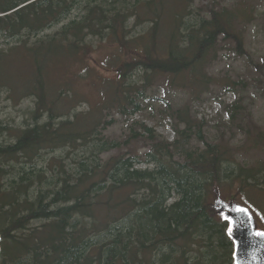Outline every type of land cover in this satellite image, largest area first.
I'll return each instance as SVG.
<instances>
[{
  "label": "trees",
  "instance_id": "obj_1",
  "mask_svg": "<svg viewBox=\"0 0 264 264\" xmlns=\"http://www.w3.org/2000/svg\"><path fill=\"white\" fill-rule=\"evenodd\" d=\"M195 3L0 0V39L24 49L29 60L35 54L38 82L94 40L139 49V57L121 66L119 80L108 79L111 96L96 110L135 120L123 143L105 137L104 119L82 126L88 114L69 107L60 115L51 101L46 108L38 88L29 96L34 124L8 145L2 140L12 128L0 121V264H233L227 224L211 208L215 189H236L232 199L261 212L249 196L264 202V163L241 162L229 142L209 141L207 122L194 107L173 101L213 84L208 69L228 44L249 56L243 34L250 18L247 7L213 1L203 10ZM161 78L169 82L167 100L158 97ZM147 109L162 117L173 140L133 118ZM223 110L236 122L243 107ZM139 141L144 155L119 153ZM254 141L263 143L264 132ZM51 154L49 167L42 166Z\"/></svg>",
  "mask_w": 264,
  "mask_h": 264
},
{
  "label": "rangeland",
  "instance_id": "obj_2",
  "mask_svg": "<svg viewBox=\"0 0 264 264\" xmlns=\"http://www.w3.org/2000/svg\"><path fill=\"white\" fill-rule=\"evenodd\" d=\"M213 1H219L228 7H247L250 23L245 27L243 43L249 56L236 53L233 44H228L229 49L220 54L221 59L208 69L209 74L214 77L213 84L204 88L197 86L193 94L187 91V94L180 93L173 102L177 106L188 104L194 107L198 119L207 122L206 135L209 141L229 142L235 149H239L237 155L241 162L251 165L259 161L264 163V142L254 141L258 131L264 132V0H196V9L205 10ZM251 7H253L252 11ZM53 32L55 31L51 33ZM0 52V121L12 128V134H5L2 140L4 144L13 142L20 128L34 124L35 115L30 112L35 108V99L29 96L36 88L46 95V108L51 101L49 108H56L60 115L69 113V107L74 111L88 114L81 117L82 126H86L91 119L95 120V117L104 119L102 125L106 126V130L103 131L105 137L121 140L122 143L125 141L129 126L135 120L131 118L127 120L117 115L115 109H111L110 112L105 109L103 112L96 110L103 107L101 102L104 96L108 98L111 96L108 92L114 86L108 79L119 80L121 66L139 57L138 48H130L125 44H103L99 40H94L85 51L73 57L72 61L63 60L56 63L57 65L49 69L48 79H43L41 82L32 77V73L37 75L33 52L29 60L24 49L21 47L13 49V46L1 39ZM66 81L70 82L64 85ZM227 83H231L234 90L224 92L223 88ZM168 84L165 78L157 81L159 98L168 99L170 92ZM219 96L221 98L216 100ZM233 103L243 107L236 122L231 121L223 110L224 105ZM105 107L108 108L107 105ZM45 117L46 115L43 119ZM133 118L145 121L151 127H155L160 135L169 141L173 140L174 135L169 126H160L163 119L158 113L152 116L151 110L147 109L143 114ZM167 123L169 124L168 121ZM126 152L144 155L146 148L140 141L132 142L129 146L122 145L119 151V153ZM117 153L110 152L104 158L108 159ZM60 154L61 152L58 151L57 155ZM52 156L54 154L49 155L42 166L49 167ZM233 193H236V189L232 192L221 191L220 194L223 200L231 201ZM249 198L254 200L261 210V212L257 211L255 206L251 207L247 204L252 208L258 228L264 231V202L253 196Z\"/></svg>",
  "mask_w": 264,
  "mask_h": 264
},
{
  "label": "water",
  "instance_id": "obj_3",
  "mask_svg": "<svg viewBox=\"0 0 264 264\" xmlns=\"http://www.w3.org/2000/svg\"><path fill=\"white\" fill-rule=\"evenodd\" d=\"M212 209L228 224L227 234L234 244L233 264H264V231L257 228L255 217L246 206L227 204L218 191Z\"/></svg>",
  "mask_w": 264,
  "mask_h": 264
},
{
  "label": "snow or ice",
  "instance_id": "obj_4",
  "mask_svg": "<svg viewBox=\"0 0 264 264\" xmlns=\"http://www.w3.org/2000/svg\"><path fill=\"white\" fill-rule=\"evenodd\" d=\"M258 235H264V233H258Z\"/></svg>",
  "mask_w": 264,
  "mask_h": 264
}]
</instances>
